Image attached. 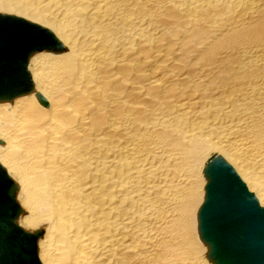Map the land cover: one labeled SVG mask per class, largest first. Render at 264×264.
Returning a JSON list of instances; mask_svg holds the SVG:
<instances>
[{
    "label": "bare ground",
    "instance_id": "bare-ground-1",
    "mask_svg": "<svg viewBox=\"0 0 264 264\" xmlns=\"http://www.w3.org/2000/svg\"><path fill=\"white\" fill-rule=\"evenodd\" d=\"M0 17L30 42L0 167L34 264H216L211 164L264 209V0H0Z\"/></svg>",
    "mask_w": 264,
    "mask_h": 264
},
{
    "label": "water",
    "instance_id": "water-1",
    "mask_svg": "<svg viewBox=\"0 0 264 264\" xmlns=\"http://www.w3.org/2000/svg\"><path fill=\"white\" fill-rule=\"evenodd\" d=\"M1 21L7 30L0 27V97H11L20 92L23 84H29L25 66L30 42L17 38L25 31L17 34L12 21L0 17ZM18 40L26 41L25 49H17L14 41ZM220 167L221 163L215 161L208 170L205 197L198 211L200 235L209 245L216 264H264V209L235 174L224 170L233 177V181L226 183ZM215 168L218 172L213 173ZM11 184L0 167V264H34L35 235L15 222L19 207ZM228 185L232 190H226ZM232 185L237 187L234 189ZM236 191L240 193L238 199L233 197Z\"/></svg>",
    "mask_w": 264,
    "mask_h": 264
},
{
    "label": "rangeland",
    "instance_id": "rangeland-1",
    "mask_svg": "<svg viewBox=\"0 0 264 264\" xmlns=\"http://www.w3.org/2000/svg\"><path fill=\"white\" fill-rule=\"evenodd\" d=\"M3 23H4V22H2V21L0 22V27L3 28V29H5V30H7V27H6L5 25H4V26L1 25V24H3ZM14 26H15V27H14V31H15L17 34H20L22 31H27V28H25V26H23L22 24L19 25V24L17 23V24H15ZM34 32H35V31H34ZM35 33H36V32H35ZM23 40H25V39H23ZM25 42H26V41H25ZM25 42L21 45V48H22V49H25V48H26V47H25V46H26V43H25ZM22 52H23V51H22ZM23 80H24V78H23ZM21 81H22V80H21ZM21 81H20V83H21ZM11 83H15V82L12 81ZM23 83H25V81H24ZM23 83H22V84H23ZM20 216H21V215H20ZM20 216H19V217H20Z\"/></svg>",
    "mask_w": 264,
    "mask_h": 264
}]
</instances>
